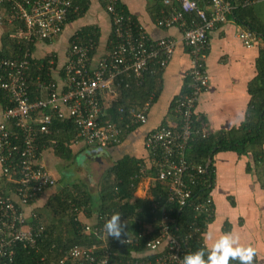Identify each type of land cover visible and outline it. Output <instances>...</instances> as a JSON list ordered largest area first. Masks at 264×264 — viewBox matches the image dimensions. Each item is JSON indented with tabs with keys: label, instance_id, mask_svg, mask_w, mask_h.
Listing matches in <instances>:
<instances>
[{
	"label": "built area",
	"instance_id": "built-area-1",
	"mask_svg": "<svg viewBox=\"0 0 264 264\" xmlns=\"http://www.w3.org/2000/svg\"><path fill=\"white\" fill-rule=\"evenodd\" d=\"M78 1L0 0V24L5 20L17 24L15 36L18 44L52 43L63 34L67 17L76 11ZM118 1L108 0L106 12L111 20L113 38L108 43V52L100 56L96 63L91 55L96 42L80 37L71 43L61 75L54 68V60L49 61L48 80H42L40 76L33 79L29 50L22 57L0 62V89L6 91L9 102L13 104V107L3 110L0 119V170L9 181L18 177L13 196L0 197V264H14L18 247L38 250L45 236V225L38 214L29 212L28 208L32 206L31 202L57 183L43 164V153L50 147L44 146V152L39 150L40 140L53 135L55 120L72 122L87 147L101 150L120 144L133 126L148 123L151 101L142 108H120L118 113L125 122H114L106 116L121 87L125 86V80H138L152 67L161 72L166 69L177 41L150 38L130 14L117 9ZM174 1L178 8L173 7ZM174 1H164L171 11L157 25L162 29L176 26L181 29L182 43L190 51L191 66L186 75L188 91L180 94L174 102L173 115L177 124L161 126L147 134L144 140L145 149L152 154L149 169H154L155 173L143 179L149 185L163 183L168 189L166 201L159 199L154 205V212L158 214L159 235L146 243V251L155 258L114 261L113 240L104 227L113 215H105L101 218V225L83 224L81 229L83 235L99 237L103 245L100 248L75 247L59 264H67L68 261L71 264H183V258L187 256L186 243L193 233L182 235L173 232L169 206L174 203L181 208L192 205L196 218L203 215L209 221L213 217L211 193L203 202L193 204L197 187L201 190L213 188L209 177L211 160L197 164L188 160L187 153L196 135L207 137L205 131L199 133L194 130V115L201 95L209 87L206 68L209 34L217 25L228 21L237 4L233 0H210L206 9L195 0ZM239 1L244 7L264 2ZM190 13L197 16L198 22L188 24L185 21V14ZM255 35L247 30L239 34V39L246 48H252ZM54 74L58 75L57 79ZM31 82L36 86L34 97ZM44 111L48 113L44 114ZM48 143L56 145L55 140L50 139ZM142 172H145V167L141 168ZM75 212L81 213L82 209ZM192 226L194 233L203 237L197 222ZM142 236L141 233L137 240L128 237L123 243L137 246Z\"/></svg>",
	"mask_w": 264,
	"mask_h": 264
},
{
	"label": "trees",
	"instance_id": "trees-1",
	"mask_svg": "<svg viewBox=\"0 0 264 264\" xmlns=\"http://www.w3.org/2000/svg\"><path fill=\"white\" fill-rule=\"evenodd\" d=\"M164 1L165 0H152L153 4L151 5L152 10L150 15L157 24L163 19L165 14L171 11L170 7L165 6ZM195 1L201 8L208 9L210 0ZM234 1L237 7L228 18H235L237 21L246 24L250 31L257 35H261L264 39V28L260 24L247 19L248 16L253 14V5L244 7L241 5V1L233 0V2ZM101 3L106 11L108 0H101ZM75 7L76 11H72L68 15L66 25L83 18L89 10L90 3L88 0H80L76 2ZM173 7L178 8L175 1L173 2ZM117 9L123 10L124 13L129 14L120 3V0L118 1ZM184 19L188 24L198 22L197 16L194 13L185 14ZM133 20L137 22L135 18H133ZM2 24L8 27V31L1 39L0 62L4 59H14L18 56L22 57L27 50H29L30 53L34 52V44L26 45L23 42L18 44V40L15 36L17 24H11L7 20ZM76 37L93 39L97 45L91 55H96L100 39V30L98 28L93 26L81 28L70 38L68 48ZM112 38L113 35L110 36V39ZM188 52L190 51L188 50ZM30 59L32 62L30 73L33 79L35 80L36 77L40 76L42 80H48L49 61L54 60L53 57L47 56L42 59H35L31 56ZM56 61L57 60H54V68H56L57 65ZM39 68H41V71ZM256 70L257 75L248 87L250 103L247 110L248 118L244 128L241 131L231 132L229 134L223 133L216 136L208 134L206 138H202L201 134L196 135L195 141L192 143L191 149L187 153L189 161H193L197 164H205V162L210 158L212 159L213 155L217 152L232 151L240 156L249 153L253 148L263 145L264 48H261L259 51V56L256 60ZM186 85L181 93L182 95L188 91ZM30 89L32 97H34L36 86L32 82L30 83ZM161 91L162 72L156 67L147 70L143 74V77L138 80H125V86L123 85L121 87L118 98L111 103L106 119L120 123V121H122V116L118 113L120 108H142L149 101L153 104ZM178 97H176L171 104L170 110L172 113L174 102ZM0 106L3 110L8 107H13V104L9 102L6 91L2 89H0ZM43 113L46 114L48 111H44ZM194 121V130L200 133L203 130V120L195 114ZM139 127L141 126H133L130 132H133ZM52 129L53 135L43 137V139L41 138L39 150L44 152V146L46 148L50 147L49 151L54 153L55 157L58 159L67 162L73 160L76 157L75 146L82 142L78 135V130L72 122L59 120L54 121ZM50 139L55 140L56 145H50V143H48ZM118 145H112L108 148ZM256 156L264 158V153L260 152ZM142 167H145V172L141 173ZM154 173V169H149V167L145 166V163L139 157L125 156L104 173L100 179L97 193L95 194L91 193L82 182L64 184L60 177L58 181L62 182V184L57 187L55 186L58 192L47 201L45 207L41 209L43 211H35L46 229L45 236L38 250H27L18 247L16 249L14 264H59L62 259L68 257L71 249L75 247L100 248L103 242L99 237L93 234L83 235L81 233L83 222L79 217L80 213L75 212L76 209H82L87 219L96 216L97 222L95 225H101V218L103 216L114 214H119L123 217V221L127 222L126 231L128 235L124 236L122 234L120 239L112 237L113 242L111 246L114 261H127L138 257L144 260H153L155 257L151 256V254L146 251V243L155 239L160 231L158 226V214H156L157 211L154 212V205L159 199H163L162 202L166 201L168 189L165 184L158 182L149 185L144 197H138L137 192L143 178ZM209 177L212 183H214V170L212 165L210 166ZM17 179V176H15L13 181H9L4 176L0 177V197L5 198L13 196L17 187ZM201 189L202 188L199 187L195 189L193 204L203 202L209 197L213 190V188ZM31 204H34V201L31 202ZM169 208L171 210L170 218L172 220L173 232L182 235L193 233L191 239L186 243L187 255L195 253L201 248L210 251L204 245L201 234L194 233V227L192 225L194 222H197V225L201 228L203 233H205L207 225L213 217L209 221H207L203 215L196 218L197 214L192 205L181 208L178 204L174 203L171 204ZM146 227H148L149 231ZM141 233L143 236L139 239V244H137V246L123 243L128 237L137 240V237H139ZM207 251L204 257L205 260L207 259ZM98 252L100 251L98 250ZM254 258L255 255L253 257V262ZM67 264H71L70 261H68ZM229 264H238V261H229Z\"/></svg>",
	"mask_w": 264,
	"mask_h": 264
},
{
	"label": "crops",
	"instance_id": "crops-1",
	"mask_svg": "<svg viewBox=\"0 0 264 264\" xmlns=\"http://www.w3.org/2000/svg\"><path fill=\"white\" fill-rule=\"evenodd\" d=\"M88 1L90 7L85 16L66 25L60 38L50 44H34L32 57L42 59L52 56L54 60H57L56 69L59 75L67 61L69 40L81 28L93 26L100 30L97 53L93 56L94 63L109 50L108 43L112 35L110 17L102 7L101 0ZM120 3L137 20L150 38L156 40L171 38L177 41V45L172 59L162 72V91L151 105L146 125L126 134L118 146L103 149L100 156L94 153L97 149L87 147L82 142L76 144L75 147L80 148L83 157L89 156L91 161L106 165L108 168L105 172L125 156L139 157L145 166L151 167L152 154L145 149L144 140L147 134L161 126L177 124L170 107L173 100L182 93L187 83L186 75L191 66L190 54L182 43L181 30L178 27L170 29L158 27L150 15L152 0H120ZM252 12L253 14L247 19L264 28V2L253 5ZM247 30L249 28L246 24L235 18H229L226 23L217 25L209 34V50L206 60L209 87L201 95L195 113L203 120L202 129L207 136L208 134L216 136L241 131L246 124L250 103L248 87L257 75L256 60L260 49L264 48V39L257 34L254 36L252 48H246L243 45L239 34ZM7 31L8 27L0 24V50L1 39ZM38 51L41 55L37 57L36 52ZM54 77L57 79L58 75L54 74ZM2 112L3 109L0 106V119ZM260 152L264 153V143L251 149L245 155L239 156L232 151H221L215 153L212 159L210 158L214 170L211 192L214 213L203 235V242L208 250H211L215 241L225 233L231 232L238 235L241 246L255 249L253 264H264V158L256 156ZM55 160L57 161L55 166L63 162L51 151L44 153L43 164L53 177L56 180L61 177L64 184L73 183L74 180L70 181L67 178L68 175L65 177L61 171L55 174L51 170L50 167ZM61 167L66 168L67 166L62 165ZM148 186L147 180L143 179L137 195L144 196ZM53 189L55 187L42 194L28 208V211L35 212L43 209L47 201L57 193ZM87 189H89L88 186ZM85 216L84 211L79 214L83 224H96V216L90 219ZM148 227L146 228L149 231ZM208 232L212 233V239H206Z\"/></svg>",
	"mask_w": 264,
	"mask_h": 264
},
{
	"label": "clouds",
	"instance_id": "clouds-1",
	"mask_svg": "<svg viewBox=\"0 0 264 264\" xmlns=\"http://www.w3.org/2000/svg\"><path fill=\"white\" fill-rule=\"evenodd\" d=\"M105 230L109 237L120 239L122 234L128 235L127 222L121 220L119 214H114L105 224ZM206 239H212V233H206ZM201 248L197 252L189 254L183 258V264H229V261L238 264H253L255 249L243 247L239 244V236L228 232L215 241L212 249L207 251Z\"/></svg>",
	"mask_w": 264,
	"mask_h": 264
},
{
	"label": "rangeland",
	"instance_id": "rangeland-1",
	"mask_svg": "<svg viewBox=\"0 0 264 264\" xmlns=\"http://www.w3.org/2000/svg\"><path fill=\"white\" fill-rule=\"evenodd\" d=\"M67 35H65L66 37ZM37 57L41 55V52H36ZM76 152V157L73 159V161L67 162L63 161L62 164H59L55 166L56 160L53 162V165H51V170L55 173L58 174V172L61 171L63 176H67L70 181L77 180L83 181L82 183H87L89 188L94 191L98 189L99 187V180L102 176V174L105 172V170L108 168L106 165H102L99 163H96V161H91L89 156H82V152L80 151V148L75 149ZM103 151L101 149H97L96 155L100 156L102 155ZM62 165L67 166L61 167ZM59 179V178H58ZM66 180V179H65ZM56 187L61 185L62 182H59L56 180ZM67 181V180H66ZM55 187V188H56ZM55 192H58V189H53ZM43 211V210H41Z\"/></svg>",
	"mask_w": 264,
	"mask_h": 264
},
{
	"label": "water",
	"instance_id": "water-1",
	"mask_svg": "<svg viewBox=\"0 0 264 264\" xmlns=\"http://www.w3.org/2000/svg\"><path fill=\"white\" fill-rule=\"evenodd\" d=\"M90 153L93 154L92 152H90ZM94 153H96V152H94ZM92 160H93V159H92ZM103 174H104V173H103ZM103 174H102V176H103ZM102 176H101V178H102ZM101 178H100V179H101ZM99 181H100V180H99ZM84 184H85L86 186H88L87 183H84ZM88 188H89V186H88ZM89 190H90L91 193H94L95 191L97 192L98 189L94 190V192H93L90 188H89ZM94 194H95V193H94Z\"/></svg>",
	"mask_w": 264,
	"mask_h": 264
}]
</instances>
